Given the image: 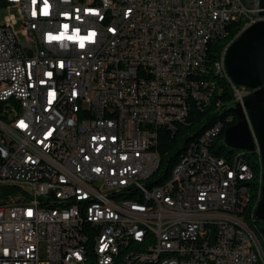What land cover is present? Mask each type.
Returning a JSON list of instances; mask_svg holds the SVG:
<instances>
[{"label":"built area","instance_id":"2783aa9c","mask_svg":"<svg viewBox=\"0 0 264 264\" xmlns=\"http://www.w3.org/2000/svg\"><path fill=\"white\" fill-rule=\"evenodd\" d=\"M257 13L240 0H0V188L13 190L0 203V264H264L244 223L256 171L236 162L241 151L211 153L224 124L169 179L158 149L161 129L174 134L210 106L207 43L230 21L240 31L220 79L232 107L244 105L251 91L234 85L225 58L264 22ZM64 24L94 42L47 41ZM125 189L133 197L115 201Z\"/></svg>","mask_w":264,"mask_h":264},{"label":"trees","instance_id":"16d2710c","mask_svg":"<svg viewBox=\"0 0 264 264\" xmlns=\"http://www.w3.org/2000/svg\"><path fill=\"white\" fill-rule=\"evenodd\" d=\"M238 28H240V24H233L229 29L230 35H227L225 38L218 39L209 46L208 55H211V58L209 59L210 77L212 78L213 84H218L215 87V92L213 94L214 98L211 101L210 106L203 107L201 109L195 106L190 114V117L187 118L185 122L178 125L177 133L173 134L166 129L160 130V145L158 149L162 155L161 168H166L167 171L165 172V179L169 177L171 170L178 165L180 159L185 154L190 144L198 143L205 133L217 125H220L221 122L224 124L223 130L217 140H215V147L211 149V153L217 157L226 159H230L232 156L236 155L234 150L229 149L224 143L226 130L237 123V116L234 113V107L231 105V101L233 99V89L226 80L220 79V76L215 73L214 67L219 61L224 47L234 38V34L237 32ZM218 99H220L223 103L221 108H218L215 105V101ZM226 120H228V123ZM241 157L245 162H249V164L256 171L254 184H252L253 190H249L251 202L245 211V216H247L253 212V209L258 202L260 193V187H258V185L261 177L262 165L260 158L256 153H243ZM12 192V189L0 188V194L3 199H7L8 195ZM246 220L249 221V218L246 217ZM252 223L253 225L251 226L250 224V226L253 231L255 232L254 228H256L264 239L263 223L258 220H255ZM255 235H257L256 232Z\"/></svg>","mask_w":264,"mask_h":264},{"label":"water","instance_id":"95a60500","mask_svg":"<svg viewBox=\"0 0 264 264\" xmlns=\"http://www.w3.org/2000/svg\"><path fill=\"white\" fill-rule=\"evenodd\" d=\"M245 3L250 10H259L255 16H264V0H245ZM225 66L234 85L250 90L251 94L245 98L244 105L234 107L237 123L226 130L224 143L231 150L254 153L252 128L260 146L264 171V22L249 27L231 45ZM255 215L264 225V186Z\"/></svg>","mask_w":264,"mask_h":264},{"label":"bare ground","instance_id":"6f19581e","mask_svg":"<svg viewBox=\"0 0 264 264\" xmlns=\"http://www.w3.org/2000/svg\"><path fill=\"white\" fill-rule=\"evenodd\" d=\"M240 4L241 5H246V3L243 0H240ZM237 19H244V10H237ZM233 24H240V22L239 21H230V23L228 24L227 30H222V32L219 33V38H216L215 40H211V41H209L207 43V55H208L209 46L212 43L216 42L218 39H222V38L227 37V35H230L229 34V29L231 28V26ZM239 31H240V28H238L237 32L234 34V38L237 37ZM233 39L230 42H228V44L231 43L233 41ZM214 70H215V73L218 76H220V72H221V57H220L219 61L215 64ZM209 74H210V71H209ZM185 121H182L181 123H183ZM175 133H177V132H175ZM208 133H209V131L207 133H205V135L203 137H205ZM203 137L200 139V141L203 139ZM195 144H197V143L190 144V146H193ZM187 152H188V149L185 152V154L182 156V158L180 159L179 162H183L185 160V156H186ZM243 153H247V152L241 151V154H239V155L236 156V162L249 163V162H245L242 159L241 155H243ZM257 155L260 158V162H261V165H262L261 166V177H260L259 185H258V187H260V193H259V197H258V202L256 203V205H255V207L253 209V212L250 213V215H247V216H245V213H244V223L246 225L247 231H253V229L251 228V226L253 225L252 222L256 220L255 213H256V209L258 207V204L261 201V198H262V190H263V186H264V179H263V173H264V171H263V164H262V159H261V150H260V146L259 145H257ZM161 160H162V155H161ZM165 172H167V171H165ZM164 176H165V174H163L161 172V179H165ZM254 177H255V173H254ZM167 179H169V177ZM132 197H133V189H125V190H123L121 192L115 193V201H128ZM246 209H247V207L245 208V211H246ZM126 217L127 218H136V210H126ZM246 217L249 218V221L246 220ZM250 224H251V226H250ZM140 230H149V223L148 222H141L140 223ZM253 234L255 235V232L254 231H253ZM262 256H263V249H262V247L261 246H254V257H262ZM161 263H166V256H158V258H153V264H161Z\"/></svg>","mask_w":264,"mask_h":264},{"label":"snow or ice","instance_id":"6c2138e0","mask_svg":"<svg viewBox=\"0 0 264 264\" xmlns=\"http://www.w3.org/2000/svg\"><path fill=\"white\" fill-rule=\"evenodd\" d=\"M45 5H47V0H45ZM44 14L47 15V6L45 7V9L43 10ZM70 26L68 24H64L63 25V29L64 31L60 34L57 35L55 37H53L51 34L49 35V37L51 39H55V40H69V41H75L77 40L76 37H79V29H76V35H67L68 31H69ZM96 33L95 32H90L87 37H80L81 40H88L89 38H91L90 42H94ZM79 47L81 49L84 48V44L83 43H79ZM54 97V93L51 94ZM25 125H23V122H21V127H24ZM31 213H29L30 215Z\"/></svg>","mask_w":264,"mask_h":264},{"label":"rangeland","instance_id":"374dc122","mask_svg":"<svg viewBox=\"0 0 264 264\" xmlns=\"http://www.w3.org/2000/svg\"><path fill=\"white\" fill-rule=\"evenodd\" d=\"M243 1L245 2V0H243ZM9 15L16 16V12H15V11H6V10H4V11L1 12V17H2V18L8 17ZM21 30H22V29H21V25H19L18 27H16V31H17L18 33H20ZM19 38H20L21 41L24 40V38L21 37V36H20ZM234 152L237 154V151L234 150ZM165 170H166V168H163V170H162V173H163V174H165ZM4 200H5V199H3V198L1 197V194H0V203H1L2 201H4ZM259 226H260V225H259ZM254 230H255V232L257 233L259 240H260L261 243L264 245V239L262 238V236L260 235V233L257 231L256 228H254Z\"/></svg>","mask_w":264,"mask_h":264},{"label":"clouds","instance_id":"9594fccd","mask_svg":"<svg viewBox=\"0 0 264 264\" xmlns=\"http://www.w3.org/2000/svg\"><path fill=\"white\" fill-rule=\"evenodd\" d=\"M52 36L55 37V36H57V35H52ZM80 37H87V35H86V36H81V35H79V37H76V39L79 41V43H83V44H84V48H85V46H86V42H90L91 38H89L88 40H81ZM47 41L52 42V41H63V40H55V39H51V38L49 37V35H48V36H47Z\"/></svg>","mask_w":264,"mask_h":264}]
</instances>
